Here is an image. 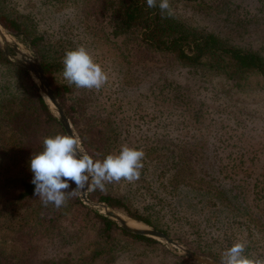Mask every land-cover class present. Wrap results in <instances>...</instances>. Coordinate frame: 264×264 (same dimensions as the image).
I'll return each mask as SVG.
<instances>
[{"label": "trees", "instance_id": "trees-1", "mask_svg": "<svg viewBox=\"0 0 264 264\" xmlns=\"http://www.w3.org/2000/svg\"><path fill=\"white\" fill-rule=\"evenodd\" d=\"M175 1L194 12L217 15L224 21L223 30L180 17ZM73 2L42 0L38 12H23L9 0H0V20L33 44L90 155L103 159L124 144L143 149L138 180L106 183L105 190H91L89 196L167 234L191 233L194 250L221 261L223 252L236 241L246 243L247 253L263 256L264 135L262 127L256 134L255 122L264 126V114L238 108L255 128L241 131L237 140L226 136L229 117L220 112L210 131L213 118L204 126L199 122L214 97L222 101L221 93L210 91L196 98L188 83L206 74L221 77L237 89L248 86L251 77L264 82V0H169L171 15L158 6L149 8L146 0H99L112 36L125 35L168 60L158 75L138 86L122 83L124 61L105 55L100 43L109 40L107 34L86 30L80 8L70 11ZM60 4L69 10L62 12L65 17L55 12ZM81 45L114 78L110 102L104 99V87L76 88L64 79L65 53ZM157 105L178 112L165 120L144 118ZM136 111L139 116L129 121ZM187 120L193 123L186 130ZM176 127L178 134L171 136L167 131ZM57 133L64 129L29 72L9 61L0 43V264H121L124 260L144 264L136 260L137 255L157 247V239L122 228L70 189L60 208L45 206L34 195L31 157L43 150L45 137ZM197 171L205 183L196 184ZM162 212L175 232L152 218ZM172 257L180 264L193 263L185 256Z\"/></svg>", "mask_w": 264, "mask_h": 264}, {"label": "rangeland", "instance_id": "rangeland-1", "mask_svg": "<svg viewBox=\"0 0 264 264\" xmlns=\"http://www.w3.org/2000/svg\"><path fill=\"white\" fill-rule=\"evenodd\" d=\"M42 0H9L10 5H12L15 9H18L23 12H38L39 8L38 5L40 4ZM251 1V0H248ZM189 2H194V0H189ZM175 7L177 9V13L180 15V17L186 19L187 21L191 22L192 24H202L208 28H213V29H222L223 30V23L217 15H211V14H205V13H200V12H194L192 11L191 7H187L184 4L179 3V1H175ZM70 6V3L67 5ZM67 6H62L61 4L56 7L55 12H59V16H62V12H68L69 10H64L67 8ZM79 7L83 20L82 24L86 27V30H91L92 33L102 36L104 34H107V39L109 40H104V43H100L102 46V49L107 56H114L115 58H118L120 60H123L124 64L126 65L125 67V73H124V79L122 81L123 84L125 85H132V86H138L137 84L144 83V82H149L157 73V71L161 68H164L165 64L167 63V58H165L164 55L161 54H155L146 49L143 45L138 44L137 42H134L130 40V38L126 37L125 35H120L118 37L112 36V34L109 33L110 30V24L108 22V14L107 12L100 6L99 0H79V2L76 0V2H73L72 6L70 7V11L73 8ZM69 15V14H68ZM65 17V16H62ZM57 18V17H56ZM54 26L56 27L58 23V19L53 21ZM55 27L51 28L52 30H55ZM57 28V27H56ZM76 30V29H75ZM15 32V31H14ZM17 37L22 40L18 35ZM23 41V40H22ZM25 44H27V40L23 41ZM28 45V44H27ZM33 46V44H32ZM35 49V47L33 46ZM36 50V49H35ZM37 52V50H36ZM38 54V52H37ZM39 57V55H38ZM100 58V57H99ZM99 62V61H97ZM154 72V73H153ZM47 74V73H46ZM30 75V74H29ZM30 78L33 80V78L30 75ZM114 78L112 75H109V82L104 86V89H102V93L104 94V99L107 100V102L111 101V98L108 95L112 90L115 85L112 84V81ZM34 82V80H33ZM188 83V87L191 88L192 93L195 95L197 98L198 96H204L211 94L210 91L212 92H217L221 93L220 97H222V101L219 102V100L215 101L214 97L208 106L207 112L205 113V116L203 117V120L199 122L200 126H204L207 124L208 120L210 118L212 119V126L209 127L210 131L213 128L214 123L216 122V117L220 116L219 114L223 115H228L227 122L229 124L225 128L227 131L226 136H229L232 139H236L238 137V134L241 131H244L248 128H252L254 130L255 126L252 127L253 124L249 123V120H245L243 117L240 116V112H238V108H242L245 110H248V112H254L264 114V82L262 79L259 77H251L249 80L248 86H245L244 88H230L228 82H226L223 78L221 77H215L213 74H206L204 78L202 79H197L193 82L192 78ZM35 83V82H34ZM36 84V83H35ZM160 84V83H159ZM37 87V85H36ZM38 90V87H37ZM144 90V88L142 89ZM158 91V89H157ZM39 92V90H38ZM121 91L117 90V93ZM40 94V93H39ZM122 94V93H121ZM58 97V96H57ZM59 99V98H58ZM60 101V100H59ZM61 102V101H60ZM240 104V105H239ZM63 105V104H62ZM65 108V107H64ZM126 108V107H125ZM137 110H140V107H136ZM220 109V111H217ZM66 110V109H65ZM67 112V111H66ZM142 113L145 112V110H141ZM175 112H178V110H172V109H166L165 107H161L160 105L155 106V108H150L147 110L146 113H144V118L150 119L153 121L157 120H165L169 117L174 118ZM220 112V113H219ZM118 113H120V110H118ZM68 114V113H67ZM69 116V115H68ZM121 116H127V111H125L121 114ZM136 116H139L138 111L132 112L131 117L129 118V121H133ZM222 116V115H221ZM232 119H235V123L233 124ZM71 121V120H70ZM72 123V122H71ZM192 121L187 120L185 129L187 130L188 128L191 127ZM257 125V132L256 134L258 135L260 132L261 127L263 128L261 134L264 135V126L256 123ZM259 124V125H258ZM73 125V124H72ZM181 126V125H180ZM74 127V125H73ZM75 129V127H74ZM76 133L78 134L77 130L75 129ZM184 131V128H182L180 132ZM163 132H166L165 129H163ZM160 132V133H163ZM171 136L178 134L177 132V127L175 129H169L167 131ZM65 133V132H64ZM79 136V134H78ZM248 138V135L242 136ZM80 138V136H79ZM249 140H253V137H249ZM81 140V138H80ZM245 142V141H244ZM82 146L84 147L85 151L89 154L88 150L84 146V144L81 141ZM246 146V143L244 144ZM253 147H249L250 149ZM191 152V150H189ZM202 152V151H201ZM200 154V153H199ZM201 173L197 171L194 176L195 178L194 181L196 184L198 183H205L204 178L200 175ZM182 175L181 177H183ZM181 179V178H180ZM90 189L89 191H91ZM80 191H76L77 195L79 196ZM89 196V192H88ZM80 197V196H79ZM89 198H91L89 196ZM92 200L98 201L96 199L91 198ZM136 202L135 200H133ZM83 202V201H82ZM204 202L207 205H212L210 200H204ZM256 200H250V203H255ZM84 203V202H83ZM87 206L92 208L93 210H96L94 207L88 205L85 203ZM212 208V207H211ZM116 211L124 215L125 217H131L128 214H126L124 211L119 210L114 208ZM97 211V210H96ZM99 212V211H98ZM157 215V214H155ZM152 215V218L157 220L160 225L163 227L168 226L166 224L167 219H166V214L164 212L160 213L161 217ZM151 224V223H149ZM155 226L154 224H151ZM157 227V226H155ZM159 228V227H157ZM168 228H170L168 226ZM161 229V228H160ZM171 231L175 232L170 228ZM170 237L173 239H176L178 242H180L183 245H186L190 247L191 249L194 250L195 245H193V235L190 233H183V234H168ZM158 245L155 248H148V252L143 255L139 253L136 258L144 260V264H180L176 262L174 259H172L173 255H178V256H185L183 254H178L174 250H181L178 246H173L169 247L166 242L158 240ZM150 250V251H149ZM196 251V250H194ZM198 252V251H196ZM200 254L206 255L204 253L198 252ZM264 253V251H263ZM209 256V255H206ZM264 256V254H263ZM189 258L188 256H185ZM211 257V256H209ZM213 258V257H211ZM190 260L193 261V263H188V264H203L200 262H197L196 260L189 258ZM218 260L219 262L222 263L221 260L217 258H213ZM195 262V263H194ZM121 264H129L128 260H124Z\"/></svg>", "mask_w": 264, "mask_h": 264}, {"label": "clouds", "instance_id": "clouds-1", "mask_svg": "<svg viewBox=\"0 0 264 264\" xmlns=\"http://www.w3.org/2000/svg\"><path fill=\"white\" fill-rule=\"evenodd\" d=\"M149 8L159 7L171 15L169 0H146ZM63 77L76 88L99 90L109 82V73L95 60L88 48L81 45L67 50L63 58ZM81 140L74 134L57 133L45 137L43 150L32 155L30 170L35 185L34 195L47 206L60 208L69 197V191L105 190L106 183L139 179L145 153L142 148L121 145L118 152L103 159L80 150ZM72 184L75 187H72ZM70 189V190H69ZM247 245L236 241L222 256V264H264V256L246 252Z\"/></svg>", "mask_w": 264, "mask_h": 264}, {"label": "water", "instance_id": "water-1", "mask_svg": "<svg viewBox=\"0 0 264 264\" xmlns=\"http://www.w3.org/2000/svg\"><path fill=\"white\" fill-rule=\"evenodd\" d=\"M17 35L18 32L12 31L0 20V43L4 50L6 58L13 63L23 66L29 72L34 82L36 83L39 93L43 98L45 104L47 105L50 112L57 118V120L63 127L65 134H74L78 136L64 106L59 101L57 95L50 85L48 76L39 60L36 50L32 46V43L27 40L26 43L28 45L25 44L17 37ZM9 48H11L12 51H10ZM80 150L86 152L82 144H80ZM89 190L85 189V191H80V199L84 203H87L88 205L94 207L100 213L108 216L122 228L130 232L143 234L153 237L157 240L164 241L169 247L178 246L181 250L175 249V252L188 256L189 258H192L197 262L203 264H222L216 259L200 254L190 247L181 244L176 239L170 237L165 231L160 228H157L141 219L125 217L124 215L116 211L106 201L92 200L88 196ZM131 221L136 222L137 225L131 224Z\"/></svg>", "mask_w": 264, "mask_h": 264}, {"label": "bare ground", "instance_id": "bare-ground-1", "mask_svg": "<svg viewBox=\"0 0 264 264\" xmlns=\"http://www.w3.org/2000/svg\"><path fill=\"white\" fill-rule=\"evenodd\" d=\"M130 223H131V224H135V225H137V223H136V222H134V221H131Z\"/></svg>", "mask_w": 264, "mask_h": 264}]
</instances>
